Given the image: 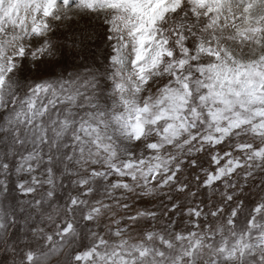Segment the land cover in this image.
I'll use <instances>...</instances> for the list:
<instances>
[{
  "label": "clouds",
  "instance_id": "clouds-1",
  "mask_svg": "<svg viewBox=\"0 0 264 264\" xmlns=\"http://www.w3.org/2000/svg\"><path fill=\"white\" fill-rule=\"evenodd\" d=\"M0 264H264V0H0Z\"/></svg>",
  "mask_w": 264,
  "mask_h": 264
}]
</instances>
